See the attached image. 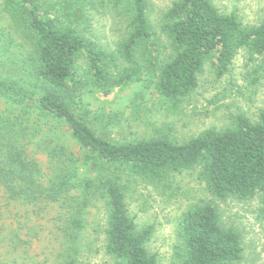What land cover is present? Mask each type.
<instances>
[{
    "label": "trees",
    "instance_id": "1",
    "mask_svg": "<svg viewBox=\"0 0 264 264\" xmlns=\"http://www.w3.org/2000/svg\"><path fill=\"white\" fill-rule=\"evenodd\" d=\"M107 3L112 21L118 23L113 50L87 36L82 27L87 16L76 1L47 7L45 0H4L3 11L11 14L26 37L29 34V40L26 53L19 52L17 75L8 69L14 39L2 44L0 51V56H6L0 61L6 67L5 76L0 74V98L5 103L0 110L1 213L17 203L65 206L64 196L74 188L79 190L80 209L99 192L108 208L105 250L113 264H157L146 248L153 227L137 229L126 213L122 187L105 175L104 167L125 166L136 175L157 180L200 166L211 197L245 203L259 196L264 221V112L254 123L239 115L233 128L209 129L183 144L167 139L116 144L99 137L74 113L83 93L107 97L142 77L152 80L156 94L176 108L198 89L208 61L221 77L241 50L252 61L261 59L264 71V17L258 26L244 28L208 0L175 2L163 16L162 30L170 42V54L163 60L148 22L147 0ZM49 123L68 128L78 156L59 145ZM33 145L49 158L52 174L46 183L41 181ZM81 167L94 177L86 174L73 182ZM71 226L80 228L81 223ZM181 239L180 264H236L243 257L240 234L225 228L217 207L209 203L183 215ZM65 264L75 262L69 259Z\"/></svg>",
    "mask_w": 264,
    "mask_h": 264
},
{
    "label": "rangeland",
    "instance_id": "2",
    "mask_svg": "<svg viewBox=\"0 0 264 264\" xmlns=\"http://www.w3.org/2000/svg\"><path fill=\"white\" fill-rule=\"evenodd\" d=\"M63 1L45 0V4L48 7ZM75 1L85 10L87 22L82 27L87 36L105 49L113 50L118 40L115 32L118 23L112 21L107 0H103V4L102 0ZM178 1L147 0L148 22L163 60L170 54V42L162 30L163 16ZM208 1L219 13L234 16L244 28L258 26L264 17V0ZM3 3L4 0H0V51L14 39L10 46L13 54H8L9 63L12 61L8 69L16 72L19 52L26 53L28 49L29 34L26 37V31L14 22L11 14L3 11ZM5 57L0 56V61H5ZM261 63V59L252 61V57L241 50L228 72L217 77L208 61L199 77L198 89L176 108L156 94L152 80L142 77L141 81L116 89L107 97L83 93L82 102L74 108V113L99 137L116 144L152 139L183 144L209 129L221 132L233 128L239 115L250 122L257 121L259 113L264 112ZM5 68L0 65L3 76ZM4 104L0 98V110L5 108ZM48 125L54 127L53 136L59 140V145L78 156V147L68 128ZM41 149L36 145L32 147L41 168V181L46 183L52 171L49 158ZM104 170L108 178L122 187L126 213L137 229L153 227L146 248L156 257L157 264H180L182 217L205 203L217 207L225 228H233L240 234L243 257L236 264H264V221L260 218L259 196L245 203L235 199L215 200L200 177V166L168 173L157 180L136 175L125 166L104 167ZM86 174L94 177L83 167L79 168L73 182ZM79 198V190L74 188L64 196L65 206L47 203L33 207L17 203L5 207L3 214V205H0V264H65L69 259L75 264H113V258L105 250L108 228L105 197L95 193L88 205L78 209ZM72 222H80L81 227H72Z\"/></svg>",
    "mask_w": 264,
    "mask_h": 264
}]
</instances>
